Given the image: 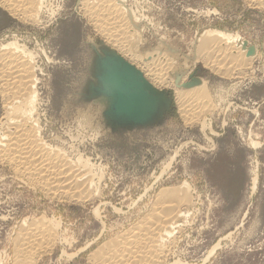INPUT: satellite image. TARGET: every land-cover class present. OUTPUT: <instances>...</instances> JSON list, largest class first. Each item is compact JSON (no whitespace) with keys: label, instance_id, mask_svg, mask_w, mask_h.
Wrapping results in <instances>:
<instances>
[{"label":"rangeland","instance_id":"rangeland-1","mask_svg":"<svg viewBox=\"0 0 264 264\" xmlns=\"http://www.w3.org/2000/svg\"><path fill=\"white\" fill-rule=\"evenodd\" d=\"M122 1L140 32H129V49L148 62L156 55L169 59L183 88L201 80L187 92L207 90L208 110H184L177 86L148 77L141 61L95 28L83 0H42L35 23L0 8V52L15 43L34 58L42 140L72 162L94 166L91 187L98 191L81 203L52 197L0 162V264H15L22 230L41 220L53 223L55 241L36 264H98L112 241L153 213L165 190L162 202L188 205L157 264H264V0ZM214 30L239 37L252 51L248 70L236 78L198 56L206 32ZM99 48L168 94L171 112L161 124L118 131L105 125V108L85 98ZM169 49L175 59L164 54ZM1 91L0 78V125Z\"/></svg>","mask_w":264,"mask_h":264},{"label":"bare ground","instance_id":"bare-ground-1","mask_svg":"<svg viewBox=\"0 0 264 264\" xmlns=\"http://www.w3.org/2000/svg\"><path fill=\"white\" fill-rule=\"evenodd\" d=\"M253 2L260 3V0ZM41 5L42 0H0V8L9 15L31 23H35L34 18ZM82 5L86 17L94 21L95 28L112 39L119 50L133 61L137 63L141 61L148 77L158 84L171 83L177 86L180 91L178 99L180 105H184V110L185 107L186 109L192 107L194 113L208 110V105L203 104L207 98L205 96L207 90L187 92L191 88L201 87V80L196 79L197 81L190 83L191 87L183 88V82L176 78L177 82L172 76L173 63L168 61L169 59L149 53L156 56L149 57L151 60L148 62V59H145L147 56L139 57L134 53V49L133 51L129 49L126 44L129 32L132 34L136 32L140 34V32L137 30L132 11L126 8L122 0H91V2L83 0ZM204 40L197 53L199 57L205 59L212 70L215 69L223 76H235L237 73L240 75L248 70V60L252 51L245 50L246 46L242 39L230 33L214 30L206 32ZM7 49L0 52L1 99L4 111V122L0 125V162L7 163L17 177L34 182L52 197L78 203L91 199V191L94 190L91 186L94 185L93 179L96 178L91 176L94 166L92 168L81 160L80 163L72 162L42 140L35 117L38 96L34 58L24 47L15 43L7 44ZM164 54L174 58V52L170 49ZM94 104H100L102 110L106 107V102L102 98L94 101ZM187 118L189 121L195 120L189 119V116ZM81 122L88 124L89 117L84 116ZM252 184L256 185L255 176ZM167 196L168 192L162 191L153 213L136 227L120 235L119 239H114L115 241L109 244V251L104 253L105 257L98 264H157L165 257L172 238H175L173 236L179 227V221L184 216V207L188 205L183 200L162 202ZM52 224L41 220L40 223H32L22 230L18 238L19 248L14 256L15 264H36V258L55 241Z\"/></svg>","mask_w":264,"mask_h":264},{"label":"water","instance_id":"water-1","mask_svg":"<svg viewBox=\"0 0 264 264\" xmlns=\"http://www.w3.org/2000/svg\"><path fill=\"white\" fill-rule=\"evenodd\" d=\"M105 49L95 51L94 81H90L85 90L88 101L105 100L106 107L102 113L105 125L112 131H118L161 124L171 112L168 94L156 90L137 69ZM191 84L186 87H191Z\"/></svg>","mask_w":264,"mask_h":264}]
</instances>
